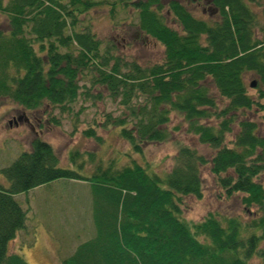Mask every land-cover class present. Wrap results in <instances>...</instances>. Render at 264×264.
<instances>
[{
  "label": "trees",
  "instance_id": "obj_1",
  "mask_svg": "<svg viewBox=\"0 0 264 264\" xmlns=\"http://www.w3.org/2000/svg\"><path fill=\"white\" fill-rule=\"evenodd\" d=\"M113 2L111 13L129 6L127 0ZM98 4L0 0L6 24L0 29V98L26 111L69 112L78 98L101 100L100 92H90L101 88L123 116L105 115L99 126L117 129L133 154L167 140L171 114L213 153L207 159L180 145L160 177L130 154L128 163L116 166L77 151L69 154L74 170L61 167L52 147L33 138L28 151L0 170L8 184L0 186V264H28L8 249L27 220L14 196L57 180L88 186L94 228L61 264H248L252 258L264 264V136L253 121L238 118L254 109L264 123V0H210L218 18L210 22L174 0L165 6L161 0L130 2L135 29L163 49L162 60L146 66L121 62L82 25L80 15ZM248 75L255 79V96L248 93ZM48 121L58 124L54 116ZM93 124L81 134L100 143ZM86 163L93 165L90 171ZM206 165L225 198L242 195L246 219L182 217V198H201L200 169Z\"/></svg>",
  "mask_w": 264,
  "mask_h": 264
},
{
  "label": "rangeland",
  "instance_id": "obj_2",
  "mask_svg": "<svg viewBox=\"0 0 264 264\" xmlns=\"http://www.w3.org/2000/svg\"><path fill=\"white\" fill-rule=\"evenodd\" d=\"M95 1V0H94ZM102 1V4L91 7L85 14L80 15L82 25L100 39L102 45H108L121 62H135L140 66L159 63L162 60V47L153 39L139 33L135 29L136 18L129 6L121 11L120 8L111 13L113 0ZM169 0H161L163 6ZM180 3L194 17L205 21H216L217 14L210 5V0H174ZM114 4V2L112 3ZM120 11V12H119ZM164 12V11H163ZM166 24L177 29V26L166 16ZM84 26V27H85ZM0 29H6L3 15H0ZM255 81L254 77H245L249 87ZM82 84V81L79 83ZM89 85L86 86L88 88ZM93 94L100 92L101 100L78 98L70 107L69 112L59 109L43 107L35 111L23 110L20 106L6 99L0 98V170L9 166L22 151H28L29 143L37 134L40 140L47 142L53 149L61 167L77 170L76 165L69 161L71 152H93L104 164L113 160L116 166L128 163L127 155L130 154L136 163L145 167L148 172L160 177L166 174L171 165L176 149L185 145L195 149L205 158L209 159L212 150L199 144L197 138L185 132V123L179 117L171 114L166 125L168 138L161 143L144 144L141 154H133L128 143L119 138L118 130L104 131L100 124L105 115L111 117L123 116L122 108L110 101L105 92L98 88ZM248 93L255 96L254 88H249ZM50 112V113H49ZM125 113V112H124ZM24 114L38 120L32 126L18 124L8 125L16 116ZM54 116L57 125L51 124L48 119ZM260 113L254 109L244 112L238 118H247L257 126L259 136H264V123ZM94 120V121H93ZM94 122L96 134L101 138L97 143L92 139L82 136L81 132ZM236 126L232 127L231 135L226 136V141L232 140ZM84 155V159H86ZM93 165L86 163L85 169L90 171ZM209 165L201 167V198H182L181 215L187 221L197 222L208 213H218L222 216H236L246 219L244 207L240 203L241 194H234L225 198L210 174ZM264 181V178H262ZM7 182L0 173V186L7 187ZM15 200L27 211L26 227L19 231L10 242L8 249L17 251L18 255L28 264H61L60 259L69 256L74 248L81 242L94 235L91 223V195L88 186L83 182L57 180L47 185L29 190L14 196ZM251 212L254 208H251ZM248 264H261L252 258Z\"/></svg>",
  "mask_w": 264,
  "mask_h": 264
},
{
  "label": "flooded vegetation",
  "instance_id": "obj_3",
  "mask_svg": "<svg viewBox=\"0 0 264 264\" xmlns=\"http://www.w3.org/2000/svg\"><path fill=\"white\" fill-rule=\"evenodd\" d=\"M15 121H16V123L19 122V123L26 125V126H30V125L36 124L38 122V120L36 118L31 117V119H29V117H26L23 114L16 116V118H14V120H11L10 123L15 124Z\"/></svg>",
  "mask_w": 264,
  "mask_h": 264
},
{
  "label": "water",
  "instance_id": "obj_4",
  "mask_svg": "<svg viewBox=\"0 0 264 264\" xmlns=\"http://www.w3.org/2000/svg\"><path fill=\"white\" fill-rule=\"evenodd\" d=\"M249 87H250V88H253V87H254V84L251 83V84L249 85ZM9 124H10V123H9Z\"/></svg>",
  "mask_w": 264,
  "mask_h": 264
},
{
  "label": "crops",
  "instance_id": "obj_5",
  "mask_svg": "<svg viewBox=\"0 0 264 264\" xmlns=\"http://www.w3.org/2000/svg\"><path fill=\"white\" fill-rule=\"evenodd\" d=\"M11 252H13V251H11ZM15 252H17V251H14V253H15ZM24 259H25V258H24ZM25 260H26V259H25Z\"/></svg>",
  "mask_w": 264,
  "mask_h": 264
}]
</instances>
